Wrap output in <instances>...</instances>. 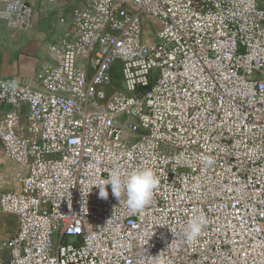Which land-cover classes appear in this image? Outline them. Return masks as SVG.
Returning <instances> with one entry per match:
<instances>
[{
	"label": "built area",
	"instance_id": "obj_1",
	"mask_svg": "<svg viewBox=\"0 0 264 264\" xmlns=\"http://www.w3.org/2000/svg\"><path fill=\"white\" fill-rule=\"evenodd\" d=\"M35 10L0 0V26ZM49 50L36 83L0 76L20 182L0 178L18 221L0 264H264V0H80ZM146 166L160 184L141 212L99 197L113 168Z\"/></svg>",
	"mask_w": 264,
	"mask_h": 264
},
{
	"label": "crops",
	"instance_id": "obj_2",
	"mask_svg": "<svg viewBox=\"0 0 264 264\" xmlns=\"http://www.w3.org/2000/svg\"><path fill=\"white\" fill-rule=\"evenodd\" d=\"M29 1L36 7L35 20L31 28L14 32L0 26V76L36 83L43 67L54 62L49 45L59 41L70 27L73 7L80 0ZM63 17L65 21H62ZM7 109L8 106L0 102V120ZM0 178L3 180L4 189H20L17 166L5 155L1 139ZM4 215L0 213V239L7 237L6 225L10 221L13 224L12 236L18 230L17 218L13 215H7L9 217ZM6 251L7 256L0 255V257L8 260L9 252Z\"/></svg>",
	"mask_w": 264,
	"mask_h": 264
},
{
	"label": "clouds",
	"instance_id": "obj_3",
	"mask_svg": "<svg viewBox=\"0 0 264 264\" xmlns=\"http://www.w3.org/2000/svg\"><path fill=\"white\" fill-rule=\"evenodd\" d=\"M212 157H204L202 164L205 166L214 165ZM160 178L151 167H141L124 174L119 168H113L103 183L94 184L99 187V197L107 199L109 192L108 185H111L112 195L119 201L124 196V203L132 213L141 212L152 200L155 190L159 187ZM209 223L204 212L191 216L184 229L186 243L196 242L204 228Z\"/></svg>",
	"mask_w": 264,
	"mask_h": 264
},
{
	"label": "rangeland",
	"instance_id": "obj_4",
	"mask_svg": "<svg viewBox=\"0 0 264 264\" xmlns=\"http://www.w3.org/2000/svg\"><path fill=\"white\" fill-rule=\"evenodd\" d=\"M146 24H148L147 26H148V34H150L151 33V31H152V29H155L156 28V26L155 25H153V24H149L148 22L146 23ZM118 81V80H117ZM119 82V81H118ZM120 85H121V83H116V89H118L119 87H120ZM4 215V214H3ZM4 216H6V217H9V216H7V215H4ZM12 227H13V224L11 223V221L6 225V233L8 234L7 235V237L5 238H2V239H0V255H2L3 257H6L7 255V249H6V247H4V243H5V241H6V239H8V237H10V236H12V234H13V231H12Z\"/></svg>",
	"mask_w": 264,
	"mask_h": 264
}]
</instances>
